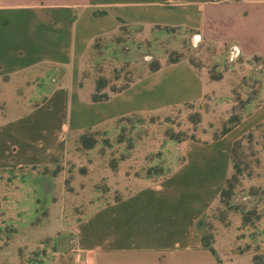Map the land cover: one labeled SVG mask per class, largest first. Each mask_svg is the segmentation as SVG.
Segmentation results:
<instances>
[{"label":"crops","instance_id":"obj_1","mask_svg":"<svg viewBox=\"0 0 264 264\" xmlns=\"http://www.w3.org/2000/svg\"><path fill=\"white\" fill-rule=\"evenodd\" d=\"M124 26L147 32L154 26H185L200 41L236 48L242 58H264V0H0V104L22 103L14 89L22 88L29 73H36L46 90L45 100L30 110L44 130H24L20 107L0 113V170L32 172L47 165L68 139L71 107L76 104L77 114L90 103L109 101L92 102L93 86L76 85L86 52ZM152 73L165 74V84L158 91L147 87L143 106L128 114L154 109L151 98L164 106L204 96V79L186 62ZM262 122L264 101L221 137L182 142L181 161L172 172L96 205L73 224L63 218L66 190L57 183L61 198L51 200L50 207L59 224L53 241L37 242L46 254L30 264H254L257 256L264 258V230L244 223L242 215L229 227L220 226L210 241L201 227L232 173L234 143ZM80 124L78 130L85 126Z\"/></svg>","mask_w":264,"mask_h":264},{"label":"rangeland","instance_id":"obj_2","mask_svg":"<svg viewBox=\"0 0 264 264\" xmlns=\"http://www.w3.org/2000/svg\"><path fill=\"white\" fill-rule=\"evenodd\" d=\"M175 61L186 62L204 79V96L163 107L159 105L163 100L151 98L154 109L128 114L143 106L149 87L158 91L165 84L166 75L152 73V67ZM80 76L77 87L92 85V96H107L109 101L90 103L78 115L76 104L71 107L68 139L47 165L32 172L0 170V264H30L46 254L36 244L53 241L50 237L58 227L56 211L50 207L51 200L61 198L57 183L66 190L63 218L73 224L96 205L122 197L148 178L172 172L181 161L182 142L217 139L234 126V120L240 121L264 101V58L234 57L230 48L200 41L198 33L185 26H154L150 32L142 26H124L92 45L82 58ZM35 78L36 73L24 75L22 88L14 89L22 103L0 104V113L9 106L20 107L24 130L37 132L46 126L30 110L45 100L46 90ZM139 79L142 83L121 92ZM80 123L85 126L78 130ZM252 181L261 186L250 185ZM226 192L202 221L206 241L239 215L255 230H264V122L234 143Z\"/></svg>","mask_w":264,"mask_h":264},{"label":"trees","instance_id":"obj_3","mask_svg":"<svg viewBox=\"0 0 264 264\" xmlns=\"http://www.w3.org/2000/svg\"><path fill=\"white\" fill-rule=\"evenodd\" d=\"M175 62H177V61H175ZM175 62H173V63H175ZM160 67L159 66H156V67H152V69H151V71H156V70H158ZM92 99H93V101H95V102H98V101H105V100H107L108 99V97L107 96H103L102 98H97L95 95H93L92 96ZM239 123V120L237 119V120H234L233 121V125H236V124H238ZM226 133V132H225ZM229 183V178L227 179V181H226V185H225V187H224V189L222 190V192H221V194H220V197H223V196H225L226 195V187H227V184ZM263 259L264 260V258L263 257H259V258H255V260H254V263L258 260V259Z\"/></svg>","mask_w":264,"mask_h":264},{"label":"built area","instance_id":"obj_4","mask_svg":"<svg viewBox=\"0 0 264 264\" xmlns=\"http://www.w3.org/2000/svg\"><path fill=\"white\" fill-rule=\"evenodd\" d=\"M230 50H231V54H232L234 57L239 56V54H238V50H237L236 48H231Z\"/></svg>","mask_w":264,"mask_h":264}]
</instances>
